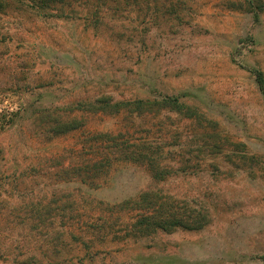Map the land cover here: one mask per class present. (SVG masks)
Wrapping results in <instances>:
<instances>
[{
	"label": "rangeland",
	"instance_id": "1",
	"mask_svg": "<svg viewBox=\"0 0 264 264\" xmlns=\"http://www.w3.org/2000/svg\"><path fill=\"white\" fill-rule=\"evenodd\" d=\"M82 16L19 3L0 13V250L40 264H264V92L252 71L264 73V0H138L100 24ZM101 96L181 109L67 111ZM46 114L87 122L52 134ZM120 130L163 148L164 179L122 159L94 182L75 172L91 132ZM144 191L204 224L131 230L135 213L119 207Z\"/></svg>",
	"mask_w": 264,
	"mask_h": 264
},
{
	"label": "trees",
	"instance_id": "2",
	"mask_svg": "<svg viewBox=\"0 0 264 264\" xmlns=\"http://www.w3.org/2000/svg\"><path fill=\"white\" fill-rule=\"evenodd\" d=\"M138 0H0V13H4L13 3H19L32 9L37 14L44 17H68L72 12L83 15L81 18L87 23L100 24L103 22L104 15L119 14L129 6L136 5ZM80 18V17H79ZM256 75V80L260 89L264 92V73L259 69H252ZM175 104L177 109L181 105L176 99L166 98L162 101L157 100H133L112 102L108 96H101L94 101L86 102L78 108H68L69 113L75 110H84L90 113H111L120 114L125 112L128 115L134 112H151L154 107H166ZM45 132L61 134L83 127L86 124L84 116H71L70 119H63L61 116L46 114ZM207 136V134H205ZM218 138V136H216ZM219 139L211 142L209 139L206 145L212 150L218 151L221 146ZM88 152L79 153L75 164V172L85 175L87 180L92 182L98 176L106 174L107 170L118 160H127L144 165L149 172L158 179H164L170 172L168 165L164 163L163 148L157 146L154 141L149 139H133L129 130L119 132H91L88 138ZM86 146V145H84ZM183 159V158H182ZM188 162L187 159H184ZM184 167V165H183ZM160 191H144L137 199H132L120 205L121 211L130 214L135 213L137 221L130 227L131 230H138L141 233L155 232L159 229L170 230L176 227L197 229L204 222L200 214L193 215L189 209L183 212L173 209V205L163 201ZM114 211V210H113ZM114 213V212H113ZM1 237V235H0ZM0 238V248L2 243ZM6 252V253H5ZM0 250V264H40L27 256L21 258L10 257V253Z\"/></svg>",
	"mask_w": 264,
	"mask_h": 264
}]
</instances>
